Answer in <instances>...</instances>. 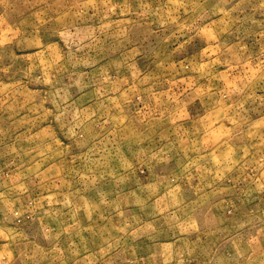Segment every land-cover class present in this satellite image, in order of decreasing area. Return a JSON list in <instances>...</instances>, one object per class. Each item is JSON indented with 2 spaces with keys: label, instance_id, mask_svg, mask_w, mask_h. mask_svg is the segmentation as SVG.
<instances>
[{
  "label": "rangeland",
  "instance_id": "obj_1",
  "mask_svg": "<svg viewBox=\"0 0 264 264\" xmlns=\"http://www.w3.org/2000/svg\"><path fill=\"white\" fill-rule=\"evenodd\" d=\"M0 264H264V0H0Z\"/></svg>",
  "mask_w": 264,
  "mask_h": 264
}]
</instances>
